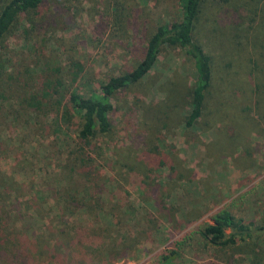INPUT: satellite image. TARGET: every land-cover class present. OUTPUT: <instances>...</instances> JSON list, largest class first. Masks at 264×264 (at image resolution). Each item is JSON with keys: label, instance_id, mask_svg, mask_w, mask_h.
<instances>
[{"label": "rangeland", "instance_id": "1", "mask_svg": "<svg viewBox=\"0 0 264 264\" xmlns=\"http://www.w3.org/2000/svg\"><path fill=\"white\" fill-rule=\"evenodd\" d=\"M40 16L46 23L20 22L1 48L0 199L13 186L19 204L49 203L48 221H77L99 245L72 264H264V1L202 3L193 37L212 80L193 128L195 69L179 48L164 47L147 77L112 97V129L91 149L103 177L86 189L65 164L81 146L78 122L59 130L57 114L72 92L100 95L131 71L157 26L180 20V0H50ZM70 183L84 199L78 219L50 214ZM223 210L251 238L208 246L199 233Z\"/></svg>", "mask_w": 264, "mask_h": 264}, {"label": "trees", "instance_id": "2", "mask_svg": "<svg viewBox=\"0 0 264 264\" xmlns=\"http://www.w3.org/2000/svg\"><path fill=\"white\" fill-rule=\"evenodd\" d=\"M50 0H0V76L4 71L1 57V48L4 41L20 22L31 30L46 23L47 16L42 20L40 11L49 4ZM264 1V0H262ZM204 0H180V20L173 23H164L157 26L149 36L143 48L141 59L131 71L113 76L101 84L100 95L91 94L83 97L78 92L68 95L66 103L61 107L57 118L61 123L69 124L77 120L78 129L75 134L76 143L80 144L76 156L65 160L69 167L72 181L83 185L84 189L98 184L101 171L92 172L90 167L94 161L91 149L93 142H97L100 136H107L111 129V114L114 106L112 97L130 87L137 86L156 66L158 57L164 47L179 48L185 52L194 64L195 80L191 90L190 112L185 119L186 129L193 128L203 116L206 93L211 86L212 66L211 59L203 47L193 37L195 23ZM55 25L50 22L48 26ZM48 88V86H46ZM45 88V89H46ZM47 90L44 95H47ZM46 93V94H45ZM36 102L33 109L38 110ZM61 132H59L60 136ZM89 147V148H87ZM90 149V150H87ZM102 153V148H99ZM63 159V158H62ZM61 159V160H62ZM90 169V174H86ZM85 182H79L81 179ZM3 178L0 176V182ZM100 182V181H99ZM63 187L59 184L58 195L64 199L65 206L59 201L51 204L50 214L54 209L59 214H70L77 218L80 203L84 201L75 193V189ZM7 191V199H0V264H72L79 260L93 246L99 245L96 240L84 238L87 233L77 226L78 222L48 221L43 216L44 207L49 203L39 205L34 203V196H23V204L12 200V193ZM0 184V196L2 195ZM72 190V194L70 195ZM77 192L79 190L77 189ZM27 197V198H26ZM50 207V206H49ZM48 207V208H49ZM35 218V219H33ZM78 219V218H77ZM230 231L227 233L226 231ZM89 231V230H87ZM203 241L211 247L235 246L238 241H246L251 238L250 225L236 219L229 211L219 212L213 219V224L207 225L200 233ZM72 238H76L75 241Z\"/></svg>", "mask_w": 264, "mask_h": 264}]
</instances>
